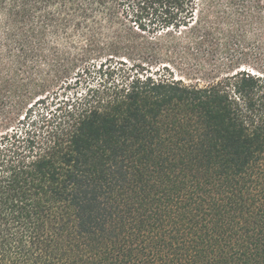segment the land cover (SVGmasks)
I'll return each mask as SVG.
<instances>
[{
	"label": "trees",
	"instance_id": "trees-1",
	"mask_svg": "<svg viewBox=\"0 0 264 264\" xmlns=\"http://www.w3.org/2000/svg\"><path fill=\"white\" fill-rule=\"evenodd\" d=\"M0 264H264V0H0Z\"/></svg>",
	"mask_w": 264,
	"mask_h": 264
},
{
	"label": "rangeland",
	"instance_id": "rangeland-1",
	"mask_svg": "<svg viewBox=\"0 0 264 264\" xmlns=\"http://www.w3.org/2000/svg\"><path fill=\"white\" fill-rule=\"evenodd\" d=\"M215 3V2H214ZM220 4V2L218 3ZM215 4L214 6L218 5ZM216 9V8H215ZM155 16L152 17V15H144V18H142V16L140 18H134L133 21H129V24L131 26H133V28L139 32H143V28H146V32L147 35H151L152 33H150V31H153L154 26H155ZM141 26L140 28H138V26ZM162 54H163V58H165V60L167 59H174L176 62V65L179 64V61L181 60L180 56H182V54H178L177 52L174 51H168L166 46L163 47L162 50ZM184 55H188L187 57L183 58L182 61L183 63H186L187 65H194L196 64L199 60L195 59L196 56H192L191 54H184ZM210 57H213L212 55H210ZM120 66V65H118ZM123 68H125V66H122ZM119 75V73L116 75V77ZM176 77L181 76V74H179L178 72H175ZM200 77L196 76L194 77L193 75H191L189 78L186 77L185 81L187 83H200V84H205L206 82H208V80H210L209 78L205 77V78H197ZM100 77H92L91 80L88 82L91 85H96L99 82ZM86 82H83L80 86L77 87L76 91H78V94H82L85 92V90L87 89L86 85L88 84ZM74 91V90H72ZM68 96H73L72 94H69Z\"/></svg>",
	"mask_w": 264,
	"mask_h": 264
}]
</instances>
